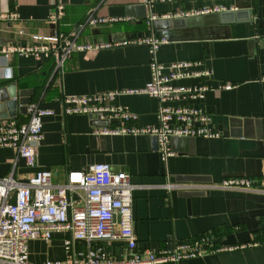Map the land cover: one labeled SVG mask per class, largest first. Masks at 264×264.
Here are the masks:
<instances>
[{
	"label": "crops",
	"instance_id": "1",
	"mask_svg": "<svg viewBox=\"0 0 264 264\" xmlns=\"http://www.w3.org/2000/svg\"><path fill=\"white\" fill-rule=\"evenodd\" d=\"M54 1L0 0V13L15 11L28 32L50 34L54 26L48 19L54 13ZM58 3L61 30L72 33L89 3ZM212 4L238 12L235 21L194 26L173 22L179 18L172 15L176 11ZM96 12L133 19L86 27L79 31V43L164 36L167 41L157 51L159 61L197 60V69L209 68L210 77L182 78L174 84L209 86L204 98L193 103L210 114L211 127L220 135L172 138L175 154L163 162L153 136L99 134L94 128L105 122L64 113L66 95L142 88L150 79V54L145 44L75 51L60 68L55 57L12 54L5 66L13 77L0 79L2 100L9 98L8 86L16 85L20 105L11 119L26 121L29 103L51 108L55 114L43 119L44 139L38 146L37 165L28 167L15 149L0 148V177L15 168L16 176L26 180L36 170L49 169L52 182L62 184L70 171L106 163L114 171L125 172L135 185L133 215L139 250L159 251L167 244L204 233L210 234L213 246L243 245L158 264H264V242H260L264 239V187L254 191L208 187L226 177L246 176L255 182L264 177V0H154L150 6L143 0H100ZM151 15L156 17L150 20ZM16 28V24L0 20V47L28 39L19 36ZM225 84L231 87L223 88ZM115 100L138 116L139 125L157 122L154 97L121 93ZM37 244L47 251L44 261L37 259ZM96 245L114 259L127 254L123 243L101 241ZM29 257L34 264L63 259L62 234L49 242L31 240Z\"/></svg>",
	"mask_w": 264,
	"mask_h": 264
},
{
	"label": "built area",
	"instance_id": "2",
	"mask_svg": "<svg viewBox=\"0 0 264 264\" xmlns=\"http://www.w3.org/2000/svg\"><path fill=\"white\" fill-rule=\"evenodd\" d=\"M99 1L87 0L89 7L72 33L61 30L62 10L58 0L54 1V13L48 19L54 26L50 34L28 32L15 11L0 13L1 21L16 24V33L28 37L24 42L0 47V79L13 77L5 66L12 54L55 57L60 68L75 51L145 44L150 54V79L142 88L66 95L63 97L64 113L83 114L105 122L94 128V132L99 134L153 136L163 162L175 154L170 146L172 138L218 137L220 134L211 127L210 114L193 103L204 98L209 86L174 84L182 78L210 77L211 70L207 67L197 69L200 65L197 60L170 64L159 61L157 51L167 41L164 36L79 43V31L86 27L133 19L131 16L98 15L96 7ZM143 1L146 6H150L154 0ZM225 9L224 6L212 4L181 9L172 15L190 17ZM155 17L151 15L149 19ZM230 87V84L223 86L226 89ZM121 93H145L154 97L158 102L157 122L139 125L138 116L126 105L116 102V97ZM27 114V120L23 122L16 119L0 120V148L15 149L28 167H35L38 146L44 139L43 119L55 112L37 103H29ZM111 121L115 123L111 124ZM15 170L0 177V264H34L29 257V242L36 239L49 242L56 234H62L65 257L48 259L43 264H158L243 246H213L210 234L204 233L192 240L167 244L159 251L148 248L139 250L133 215L135 185L125 172L114 171L106 163H94L85 171H70L64 183L54 184L53 171L49 169L36 170L26 180L18 178ZM167 186L170 188L172 185ZM208 187L254 191L264 187V177L258 182L246 176L226 177ZM101 241L123 243L127 250L126 256L111 258L101 246L96 245ZM260 242H264V239Z\"/></svg>",
	"mask_w": 264,
	"mask_h": 264
},
{
	"label": "water",
	"instance_id": "3",
	"mask_svg": "<svg viewBox=\"0 0 264 264\" xmlns=\"http://www.w3.org/2000/svg\"><path fill=\"white\" fill-rule=\"evenodd\" d=\"M237 14L238 12L228 10L204 15L179 17L174 19L173 22L184 23L186 26L224 24L235 21ZM8 90L9 98L7 100L0 99V120L11 119L18 114L20 104L17 99L16 85H9ZM25 108L27 111V106Z\"/></svg>",
	"mask_w": 264,
	"mask_h": 264
},
{
	"label": "rangeland",
	"instance_id": "4",
	"mask_svg": "<svg viewBox=\"0 0 264 264\" xmlns=\"http://www.w3.org/2000/svg\"><path fill=\"white\" fill-rule=\"evenodd\" d=\"M34 249L36 250V255H37V259L38 261H41V260H45L46 259V255H47V251L45 249V247L41 244H37ZM48 256H49V253H48Z\"/></svg>",
	"mask_w": 264,
	"mask_h": 264
}]
</instances>
